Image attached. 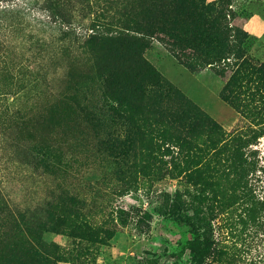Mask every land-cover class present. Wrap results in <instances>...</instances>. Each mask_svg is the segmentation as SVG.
<instances>
[{"label": "rangeland", "instance_id": "rangeland-1", "mask_svg": "<svg viewBox=\"0 0 264 264\" xmlns=\"http://www.w3.org/2000/svg\"><path fill=\"white\" fill-rule=\"evenodd\" d=\"M180 1L70 0L66 23L50 17L41 0L0 3V38L11 55L0 82L11 80L17 91L0 118L7 127L0 189L22 214L0 238V264L189 263L185 244L193 232L180 217L199 221L202 205L216 207L231 145L194 172L193 158L159 141L156 95L139 54L227 134L249 122L221 98L224 80L214 69L190 70L154 24L146 31L143 21L142 28L134 23L140 17H126L130 9L192 13V3ZM196 1L226 9L228 27L237 19L248 35L246 55L264 60V0ZM123 23L128 33L120 32ZM254 147L264 163V137ZM201 179L210 182L203 194Z\"/></svg>", "mask_w": 264, "mask_h": 264}, {"label": "trees", "instance_id": "trees-1", "mask_svg": "<svg viewBox=\"0 0 264 264\" xmlns=\"http://www.w3.org/2000/svg\"><path fill=\"white\" fill-rule=\"evenodd\" d=\"M5 1L13 0H0V3ZM69 1L41 0V3L55 21L66 23L70 18ZM181 1L192 3V13H185L179 7L175 12L167 9L157 14L139 11L133 15L130 9L126 17H140L134 23L143 21L146 31L154 24L158 32L165 34L172 53L190 70L214 69L224 80L221 98L242 120L249 122L242 126V131L227 134L222 125L197 104L163 82L139 54L150 73L152 91L156 95V106L152 108L153 132L159 141L176 146L186 152L185 156L193 158V168L189 170L194 172H202L209 156L222 153L231 145L230 155L223 158L224 164L221 161L216 207L202 205L204 217L199 221L188 214L180 217L193 232V237L185 244L190 254L188 264H264V163L258 148L254 147L258 139L264 137V60L256 61L246 55L243 44L248 35L239 28L237 19L235 28L228 27L226 9L204 6L196 0ZM125 24L121 27L122 33L130 31V26ZM139 26L142 28V24ZM231 31L234 34H230ZM10 57L0 38V77L1 65ZM15 82L19 83V78H15ZM10 83L0 82V118L10 112L12 102L8 101V95L17 92ZM144 90L141 88L142 97ZM6 130L5 124H0V133L6 134ZM141 133L145 134V130ZM199 184L202 188L198 192L202 194L205 187L210 186L207 179H201ZM20 213L11 207L0 189V238L9 227V219L21 216ZM97 241L102 242V239Z\"/></svg>", "mask_w": 264, "mask_h": 264}]
</instances>
